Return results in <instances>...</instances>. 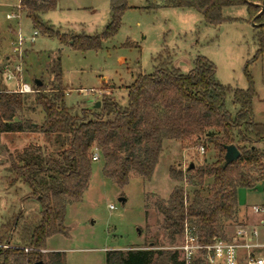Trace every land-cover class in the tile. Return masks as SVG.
Returning a JSON list of instances; mask_svg holds the SVG:
<instances>
[{
  "label": "trees",
  "instance_id": "obj_1",
  "mask_svg": "<svg viewBox=\"0 0 264 264\" xmlns=\"http://www.w3.org/2000/svg\"><path fill=\"white\" fill-rule=\"evenodd\" d=\"M16 1L35 31L57 38L61 45L71 42V48L80 52L99 51L103 41L118 33L128 9L125 0H109L110 21L101 34L68 36L60 35L41 19L56 9L58 0ZM240 6L246 7L249 21L259 31L255 60L264 51V0H164L163 4L165 8L193 9L210 26L225 21L224 8ZM123 47L137 48L132 42ZM247 66L244 74L248 87L239 90L221 85L214 64L203 56L193 59L192 69L186 74L170 61H163L150 74L134 77L126 88L125 106L103 96L98 108H81L77 113L65 104L66 92L57 64L50 90L42 79H38L40 86L33 84V102L43 113L42 123L35 127L17 119L27 104L24 95L7 92L0 80V136L38 132L65 142L53 156L45 155L38 146H28L9 158L14 183L25 184L39 204V220L20 226L16 244H11V235L0 242V264H66L64 253L43 251L49 238L69 236L64 225L66 208L80 201L88 189L93 152L96 150L103 162V177L122 189L131 173L151 179L165 140L178 142L184 150H204L212 145L217 152L212 163L204 162L192 169L188 166L185 172L170 167L169 177L176 182L186 180L191 193L175 187L165 202H155L167 239L174 244L185 226L193 229L203 245L213 238H225L227 228L237 224L238 190L255 189L261 184L264 193V124L254 121L255 91ZM228 93L238 108L234 116L225 108ZM231 145L240 156L223 167L225 147ZM13 225L15 228L17 222ZM104 264L184 262L171 250L132 249L106 252Z\"/></svg>",
  "mask_w": 264,
  "mask_h": 264
},
{
  "label": "rangeland",
  "instance_id": "obj_2",
  "mask_svg": "<svg viewBox=\"0 0 264 264\" xmlns=\"http://www.w3.org/2000/svg\"><path fill=\"white\" fill-rule=\"evenodd\" d=\"M125 3L128 9L121 18L118 33L103 41L99 51L80 52L71 48V42L61 45L57 38L40 32L33 43L24 41L19 45V35L30 38L35 30L17 8L16 0H0V68L5 61L9 62L16 70L18 81L28 84L33 91L24 95L27 104L17 115L18 120L29 121L33 127L42 123L43 113L33 102L36 96L33 83L35 79H42L50 90L57 64L66 92L65 104L78 113L103 96L125 106L126 88L136 75L150 74L163 61H170L186 74L192 69L193 59L203 56L214 64L216 80L231 89H247L244 70L248 63L247 71L255 91L254 121L264 124V51L253 60L258 50L259 31L249 21L246 7L224 8L225 21L210 26L193 9L163 7L164 0H125ZM7 14H14L16 18L6 20ZM41 19L60 35H99L110 21L109 0H58L57 8L43 14ZM126 42L134 43L137 48L123 47ZM6 86L11 89L13 83ZM225 108L232 116L238 110L232 104L231 93L226 95ZM28 146H38L45 155L53 156L62 150L65 142L38 132L0 136L1 243L11 235V244H16L20 226L39 220L35 196L22 182L14 183L10 171L9 158L16 157ZM216 156L212 145L201 152L198 147L184 150L178 142L165 140L151 179L131 173L122 189L103 177L102 160L94 161L88 189L80 201L66 208L64 225L69 236L55 235L47 240L46 247L63 252L66 264H104L109 251L170 250L179 238L174 244L169 242L155 202H165L175 187H182L187 194L191 188L186 180L173 181L169 169L185 172L190 164L196 167L204 162L212 163ZM208 183L206 180L205 185ZM237 198L241 206H251L252 222L247 224L259 225L262 234L259 242L264 243V230L259 223L264 221V212L256 210L264 206L261 184L254 190L239 189ZM15 221L17 225L13 228ZM240 225L237 222L227 229L234 231Z\"/></svg>",
  "mask_w": 264,
  "mask_h": 264
},
{
  "label": "built area",
  "instance_id": "obj_3",
  "mask_svg": "<svg viewBox=\"0 0 264 264\" xmlns=\"http://www.w3.org/2000/svg\"><path fill=\"white\" fill-rule=\"evenodd\" d=\"M17 8L20 9L19 5ZM15 18L14 14L6 15L7 20ZM37 35V31L30 38L19 35L18 44L22 45L24 41L33 43ZM0 80L9 93L26 95L33 92L31 86L18 81L15 68L7 61L0 68ZM9 83H13L11 89L6 86ZM200 151L203 152V149L200 148ZM98 160L99 154L95 150L92 161ZM256 210L264 212V206L256 207ZM169 249L176 252L184 264H264V257L259 254L260 250H264V243L259 242V232L255 227L237 226L231 236L213 238L210 244L203 245L198 242L193 229L185 226L177 244Z\"/></svg>",
  "mask_w": 264,
  "mask_h": 264
},
{
  "label": "crops",
  "instance_id": "obj_4",
  "mask_svg": "<svg viewBox=\"0 0 264 264\" xmlns=\"http://www.w3.org/2000/svg\"><path fill=\"white\" fill-rule=\"evenodd\" d=\"M18 3V2H17ZM57 8V7H56ZM6 18V17H5ZM7 20V19H6ZM35 80H38V79H35ZM259 186V184L256 186V188ZM255 188V189H256ZM248 190V189H247ZM251 190H254V189H251ZM237 203H238V215H237V222L239 223V224H242V225H240V226H248V227H255V228H257V230H259V225L257 226V225H253V224H250V223H248L247 224V222H252V214H253V212H252V209H251V206H241L240 205V203H239V201H238V198H237ZM262 204H264V203H262ZM261 205V204H260ZM252 206H254V205H252ZM260 223V226L262 227V229L264 230V221H260L259 222ZM236 229V228H235ZM235 231V230H234ZM234 231H229L228 229H227V237L228 236H231L233 233H234ZM259 232V237L262 235L261 234V230H259L258 231ZM46 245H47V242H46ZM50 252H61L60 250H50V249H48L47 247H46V249L43 251V253H50ZM260 252H262V250H260L259 251V253ZM61 253H63V252H61ZM260 254H263V252L262 253H260Z\"/></svg>",
  "mask_w": 264,
  "mask_h": 264
},
{
  "label": "water",
  "instance_id": "obj_5",
  "mask_svg": "<svg viewBox=\"0 0 264 264\" xmlns=\"http://www.w3.org/2000/svg\"><path fill=\"white\" fill-rule=\"evenodd\" d=\"M253 5H255V4H253ZM262 12V8H261V10H260V12L259 13H261ZM253 23V22H252ZM33 84H35V85H37V86H40L41 85V82L39 81V80H34V83ZM99 105H100V103L99 102H95L94 104H93V107L94 108H98L99 107ZM239 156H240V153H239V151H238V149L235 147V146H227V147H225V154H224V163H223V167H226L227 165H229L230 163H233V162H236L237 160H238V158H239ZM193 168V164H190L189 165V169H192ZM120 201L122 202V203H124L125 202V200L124 199H120ZM34 264H44L42 261H39V262H36V263H34Z\"/></svg>",
  "mask_w": 264,
  "mask_h": 264
}]
</instances>
